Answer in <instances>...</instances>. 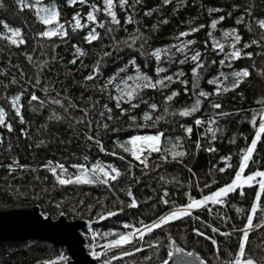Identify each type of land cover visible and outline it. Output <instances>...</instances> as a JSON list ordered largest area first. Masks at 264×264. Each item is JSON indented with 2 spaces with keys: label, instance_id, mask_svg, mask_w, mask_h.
Instances as JSON below:
<instances>
[{
  "label": "trees",
  "instance_id": "16d2710c",
  "mask_svg": "<svg viewBox=\"0 0 264 264\" xmlns=\"http://www.w3.org/2000/svg\"><path fill=\"white\" fill-rule=\"evenodd\" d=\"M114 3L119 25L111 23V17L104 14L103 0H89V4L101 8L95 15L105 26L89 24L73 30V15L80 13L84 17L90 7L80 3L69 5L68 0H43V6L55 5L67 32L66 36L44 37L40 34L54 28L55 23L40 21L35 8L22 10L17 0H0V21L20 29L22 34L11 37L0 24V108L5 110L6 124L10 123L13 129L9 132L6 126H0V210L38 205L40 213L51 218L63 213L69 220L87 221L116 213L91 224V234L81 230L84 244L104 250L103 259L108 264H162L172 241L185 252H193L203 264H233L241 243L239 230L247 224V216L252 214V205L256 203L258 209L246 238L245 258L264 264V227H255L264 224V195L256 201L258 184L252 187L243 184L229 193L224 203L208 202L193 209L191 215L146 232L143 240L138 233L132 237L134 231L150 225L161 215L186 206L190 198L202 199L235 178L241 158L255 137L253 117L258 124L264 113V29L257 23L258 19H264V0H170L168 4L163 0L139 3L129 0L130 6L125 8L119 7L118 0ZM128 16L132 17V23H125ZM221 16L223 20L219 19ZM213 20L219 21L215 29L211 27ZM81 23H85L83 18ZM194 27L199 31L181 39L195 42L188 50L189 56L197 50L202 54L204 67L197 70L198 78L192 74L195 63L189 59L180 64L178 61L184 56L173 47L180 43L179 33ZM91 28L96 29L99 37L88 42L85 37ZM233 29L242 37L236 47L243 53H251V57L242 55L221 65L225 54L233 51V39L224 35ZM5 36L22 38L25 42L17 46ZM213 41L222 44L224 52H219L218 47L213 50ZM244 44L250 47L243 48ZM156 49H171V59L162 54L161 62L157 63L151 55ZM133 59L135 66L130 63ZM73 60L76 62L72 63ZM157 67L167 69L160 77L178 71L184 75L174 82L166 81L165 88L142 89L132 101L139 107L122 103L121 108L127 111L121 114L115 100L110 98L118 92L111 85L103 89V85L117 73L116 83L120 77H135L137 72L155 80L160 78L155 71ZM96 68L99 69L96 78L87 80ZM122 68L124 72H120ZM243 69L249 70V76L238 87L210 95L208 99L199 97L202 101L199 111L187 117L179 115L181 110L194 106L200 90L216 92L217 86L210 85L208 80L218 78L221 89L231 88L236 79L232 72ZM185 80L186 85L180 82ZM172 91H178L179 95L166 101ZM33 94L38 97L35 101L31 100ZM15 96H20L17 106L23 123L12 104ZM153 103L157 105L155 110L149 107ZM213 103L222 107L214 109ZM104 104L112 109L111 120L107 119L106 111L104 117L99 115ZM145 114L150 118L145 119ZM197 118L205 123L196 126ZM210 119L216 122L210 124ZM189 126L190 135L185 131ZM209 126L216 130L214 140L207 131ZM161 133V151L145 154L147 166L134 161L130 151L125 152L122 147L132 135ZM177 144L181 147L175 150L185 155L173 159L170 150ZM58 164L72 176L79 174L73 165L91 169L97 164L106 169L110 165L120 175L116 180L109 179L107 184L60 185L50 171ZM221 168L225 170L220 171ZM56 170L59 173L60 169ZM257 170H264V134L242 176ZM133 199L135 207L130 206ZM165 199L167 204L163 202ZM124 234L131 243L106 248ZM126 252L131 254L124 255ZM61 256L66 258L62 248L46 242L0 241V264H63L65 259L61 260Z\"/></svg>",
  "mask_w": 264,
  "mask_h": 264
},
{
  "label": "snow or ice",
  "instance_id": "6c2138e0",
  "mask_svg": "<svg viewBox=\"0 0 264 264\" xmlns=\"http://www.w3.org/2000/svg\"><path fill=\"white\" fill-rule=\"evenodd\" d=\"M140 0H136V3H139ZM165 4H168L170 0H163ZM18 5L23 8L29 7V8H35L36 14L38 17H41L43 22L45 24H53L55 23L54 28H49L48 30L42 32L40 35L44 37H50L51 35H60V36H66L67 32L65 31V25L59 21V11L56 9L55 5H48V6H42L43 0H17ZM69 5H74L76 3L80 4H85L90 7V11L87 12V14L82 17L80 13H76L73 15V20L75 23L72 25L73 30L76 29H83L89 26V24H95L97 27L103 28L105 25L102 21H99L97 19V16L95 15L98 11H101V8L98 7L96 4H89V0H68ZM119 7L120 8H125L126 6L129 5V0H118ZM116 7V4L114 3V0H103V12L105 15L111 17V23L119 25L120 20L117 18V13L113 10ZM210 11H215V10H210ZM44 14L41 16V14ZM146 15H151V12H146ZM85 20V23H81V19ZM220 20H223L224 17H220ZM132 17L128 16L127 19L125 20V23H132ZM219 21L218 20H213L211 27L213 29L216 28V25ZM237 23H241V20H237ZM259 27L261 29H264V19H258L257 21ZM0 24L3 25L5 29H7L11 33V37H21V30L20 29H13L10 28L7 23L4 21H0ZM203 27V26H201ZM111 31V29H109ZM199 31V28H192L189 32H181L179 33L177 39L180 40L179 44L173 45L175 48L176 52L181 53L184 56V59L179 60L178 62L180 64L186 63L189 59L195 63V67L192 69V74L194 77L198 78L199 73L198 69H201L204 67V63L201 61V52L200 51H194L193 54L190 56L187 54L188 50L191 45H193L195 42L192 40H182V37L188 36L193 32ZM211 36V33H209ZM226 37H231L233 39L232 43V49L233 51L231 53H226L225 54V59L220 60V64L224 65L226 60L230 59H239L241 58L242 55H246L249 58L251 57V53H243L241 48H237L236 45L239 44L242 40V37L236 32L235 29L232 30V32H226L224 34ZM11 37L5 36L6 39H9L10 42L14 45L19 46V44H23L25 41L21 38L19 40L17 39H11ZM99 33L96 32L95 28H91V30L88 32L87 36L85 39L88 42L94 41L98 39ZM133 43H135V39H133ZM252 43H256V41H252ZM207 46V44H206ZM218 47L219 52H224V46L222 44H219L217 41H213V50H216ZM250 47L249 44H244L243 48H248ZM77 52L80 53V55H83L82 52H80V49L77 48ZM171 52V49H156L154 50L151 55L155 57V60L157 63L161 62L162 60V54L164 56H167L169 59H171V56H169V53ZM76 61L73 60L72 63H75ZM130 63L135 66V59L131 60ZM215 63V61H213ZM125 69H120V72H124ZM156 74L158 77H160L161 73L167 72V69L164 67H157L155 69ZM99 69L96 68L93 70V74L89 75L86 77L87 80H93L96 78V75L98 74ZM184 75L183 71H178L174 75H167L160 77L158 79L153 80L150 76L147 74H141L137 72V75L135 77L133 76H127V77H120L119 83H116L117 77L119 76V73L114 75L113 77H110L107 82L103 85V89H107L110 85L114 87L115 91L118 92V95L110 97L111 99L115 100L116 102V107L120 108L121 114H124L127 110L121 108L122 103H127L129 104L132 108L139 107V104L132 103L133 100L136 99V97L139 95L140 91L145 88H165L167 87V82L171 83L174 82L175 80H178L179 77H182ZM221 76L224 74L221 73ZM232 76L235 77L232 81V86L229 88L228 86H225L223 89L220 88V82L218 78L210 79L208 80V83L210 85H216V92L215 93H208L203 90H200L198 95V98L195 100V104L192 108H185L179 112V115L182 117H187L192 115L193 113L197 112L200 110V106L202 104V101L199 97H203L204 99H208L210 95H219L222 91L227 92L230 90L235 89L236 87L239 86V84L242 82L243 78L249 76V70L248 69H243L240 71H234L232 72ZM227 77H225L226 79ZM129 81H134L133 84H129ZM181 83H184L185 85L187 84V81H180ZM39 83V81H37ZM123 85V87H121ZM102 89V90H103ZM185 92L187 93V88H185ZM179 95L178 91H172L170 95L165 97L166 101H172L176 96ZM38 97L33 94L31 96V100L35 101L37 100ZM20 100V96H15L13 97L12 104L13 107L15 108L16 115L20 117V122L23 123V117L21 116L20 113V108L17 106V102ZM56 103H59V101H54ZM212 108L214 109H220L222 105L220 103H213ZM149 107L152 110H155L157 108L156 104H150ZM102 111H100L99 115L100 117L105 116V111L108 113L107 119L111 120L113 117L111 116L112 109L107 105H103ZM167 111V109H165ZM87 114V113H86ZM227 113H220V115H226ZM5 110L3 108H0V126H6L8 131L11 132L12 125L10 123L6 124L5 121ZM145 119H149L150 117L148 114H145ZM216 121L215 119H210L209 123L214 124ZM205 123L204 120L202 119H195L194 124L196 126H201ZM252 123L255 128V137L251 140V145L248 146L241 158L239 170L236 171L235 173V178L232 180L230 184L225 185L224 187L219 188L217 191L211 193L210 195L204 196L202 199H194L190 198V202L184 206L181 209L174 210L171 213H167L164 215H161L158 217L156 220L152 222L150 225H145L143 229H137V233L139 234V239L143 240L144 235L146 232H152L156 228L163 227L167 223H171L174 219H178L181 216L184 215H191L192 210L195 208H199L202 206H205L208 202H211L212 204H222L224 203V198L228 196L229 193L234 192L238 187H241L243 184H247V186L252 187L254 185L259 186V191H257L256 194V201H260L262 195H264V170H257L255 172L250 173L246 177L242 179V173H244L245 168L247 167L248 161L251 159L254 151L257 148V143L260 141L262 134H264V113L261 114V118L259 119V122L257 124L256 117H253ZM103 127L107 128V124H103ZM182 127H184L182 125ZM186 133L189 135L192 133V127H186L185 128ZM207 131L211 133L212 139L214 140L216 138V130L213 129L211 126L208 127ZM161 134L153 135V136H144V137H132L130 140L127 142V144L122 145L123 149L125 152L131 151V155L136 159L141 161V163H144V160L146 159V156H144V152L142 149H147L149 152H159L161 151L160 148V141H161ZM89 139H93V137L89 136ZM99 144V141H96ZM138 142L140 143V146L137 147ZM131 146V148L129 147ZM181 147L180 144H177L171 149V153L173 156V159L176 157H182L185 155V152L183 151H176L175 149ZM199 148V144L197 145ZM103 151V148H101ZM214 149H209V151H213ZM144 157V159H142ZM87 159V157H85ZM15 163V162H14ZM147 166V165H145ZM10 168L12 166H9ZM73 167H76L79 171L78 175L72 176L67 174V169L64 168L63 165H56L55 167L50 168V171L52 174L56 177L57 182L60 185H67V184H93V183H105L107 184L110 180H116L117 177L120 175L119 171L112 167V166H107V169L105 167L100 166L99 164L94 165L91 169H88L85 165H73ZM57 168L60 169L59 173H57ZM220 171H224L225 169L221 168L219 169ZM111 173H115V175H111ZM102 174V175H100ZM259 178V179H257ZM243 195V192H241ZM129 195L131 196V192H129ZM164 196H167V192L164 193ZM163 199V198H162ZM165 204L168 203V201L165 199L163 200ZM131 207L136 206V201L135 199L132 200V203L130 204ZM59 207V205H57ZM258 206L256 203L252 205V214L247 216V224L243 229H240L239 231L242 233L241 236V243L239 245V250L235 254V260L233 264H256L253 258H245V249H246V238L249 235V232L252 230L253 227V219L254 216L257 212ZM211 211V209H210ZM116 213L109 212L108 215H115ZM102 219L104 217H101ZM255 227H264V224L256 225ZM213 231H217V229L213 228ZM201 234L202 233H199ZM229 233L228 235H230ZM132 241L129 239L128 235H121L117 240H114L110 242L109 245H106V248H111V247H122L125 244H129ZM175 242H173L174 244ZM213 243L215 244V241L213 240ZM151 247V245H150ZM136 251H140V249H136ZM184 250L179 247H174L173 251L168 252V257L173 258L176 254H183ZM131 253H124V255H130ZM189 257H193L194 253L188 252L186 254ZM61 260L65 259L63 256L60 257ZM199 259V258H197ZM162 264H169L168 260H163ZM200 264H203V261H200Z\"/></svg>",
  "mask_w": 264,
  "mask_h": 264
},
{
  "label": "water",
  "instance_id": "95a60500",
  "mask_svg": "<svg viewBox=\"0 0 264 264\" xmlns=\"http://www.w3.org/2000/svg\"><path fill=\"white\" fill-rule=\"evenodd\" d=\"M112 215L102 214L93 221L83 219L69 220L63 213L56 218L42 215L38 205L31 207L0 210V241L35 240L49 243L62 248L66 254L63 264H98L91 258L84 247L81 230L94 223H100ZM101 217H104L103 219ZM174 241L170 244V251L179 247ZM180 248V247H179ZM193 253V252H192ZM176 254L167 257L169 264H200V259Z\"/></svg>",
  "mask_w": 264,
  "mask_h": 264
},
{
  "label": "built area",
  "instance_id": "2783aa9c",
  "mask_svg": "<svg viewBox=\"0 0 264 264\" xmlns=\"http://www.w3.org/2000/svg\"><path fill=\"white\" fill-rule=\"evenodd\" d=\"M136 136H139V137H142L140 134H136V135H133V136H130L129 138H128V141L130 140V138H132V137H136ZM140 143H142V142H138V144H137V147H139L140 146ZM130 148H131V146H130ZM142 151L144 152V156H145V154L148 152V150L145 148V149H142ZM130 156H131V158L134 160V161H136L137 163H140V164H143V165H146V160H144V163H141V161H139V160H136L132 155H131V151H130ZM142 159H144V157H142ZM84 230H86L89 234H91V230H90V228L89 227H85L84 228ZM137 231H135V233H136ZM135 233H133V235L135 234ZM84 247L88 250V255L91 257V258H93L94 260H96V262L98 263V264H107L104 260H102V256H103V252L101 251V252H96V251H94L93 249H90L88 246H86V244H84Z\"/></svg>",
  "mask_w": 264,
  "mask_h": 264
},
{
  "label": "rangeland",
  "instance_id": "374dc122",
  "mask_svg": "<svg viewBox=\"0 0 264 264\" xmlns=\"http://www.w3.org/2000/svg\"><path fill=\"white\" fill-rule=\"evenodd\" d=\"M42 6H43V5H42ZM43 15H44V14L42 13L41 16H43ZM38 18H39L40 21L43 22V20H42L41 17H38ZM48 25H49V24H48ZM49 28H50V27H49ZM142 137H144V135H142ZM243 178H244V177L242 176V179H243ZM181 208H183V207H179V208H177V209H181ZM177 209H175V210H177ZM2 210H4V209H2ZM173 211H174V210H173ZM173 211H171V212H173ZM171 212H168V213H171ZM166 214H167V213H166ZM151 224H152V223H151ZM143 228H144V227H142L141 229H143ZM133 233H135V231H134ZM133 233H132V237L134 238L137 232H136L134 235H133ZM124 235H125V234H124ZM89 248H90V249H93V250L96 251V252H101V251L104 252V250H96V249H94L92 246H91V247L89 246ZM87 252H88V251H87ZM184 252H185V251H184ZM102 260H104V259H103V256H102ZM104 261H105V260H104ZM105 262H106V261H105ZM106 263H107V262H106ZM107 264H108V263H107Z\"/></svg>",
  "mask_w": 264,
  "mask_h": 264
}]
</instances>
